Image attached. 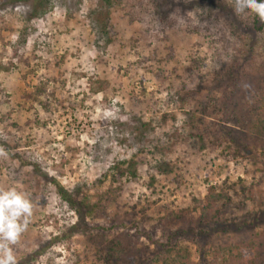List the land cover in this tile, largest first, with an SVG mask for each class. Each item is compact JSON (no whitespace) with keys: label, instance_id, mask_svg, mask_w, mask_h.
Segmentation results:
<instances>
[{"label":"rangeland","instance_id":"rangeland-1","mask_svg":"<svg viewBox=\"0 0 264 264\" xmlns=\"http://www.w3.org/2000/svg\"><path fill=\"white\" fill-rule=\"evenodd\" d=\"M152 1L122 0L107 14L96 0H49L27 21L29 2L0 0V190L32 204L10 245L16 263L37 251L27 264H106L119 240L122 264H151L158 249L145 234L193 228L208 198L220 195L236 224L264 208V133L244 125L264 98V21L238 14L235 0H182L198 5L163 20ZM39 80L53 92L48 111L23 98ZM205 128L232 149L202 143ZM124 160L136 178L111 183ZM55 183L78 201L111 193L76 225ZM209 243L204 253L184 242L186 264H221L223 253L245 264L237 250L248 245L247 264H264V222L230 225Z\"/></svg>","mask_w":264,"mask_h":264},{"label":"trees","instance_id":"trees-1","mask_svg":"<svg viewBox=\"0 0 264 264\" xmlns=\"http://www.w3.org/2000/svg\"><path fill=\"white\" fill-rule=\"evenodd\" d=\"M29 2L32 6V13L27 18L29 21L31 18H37L38 16L45 15L47 13L46 4L50 3L49 0H13V2ZM154 6L155 12L160 19H167V14L172 10L178 8L181 10H193L194 5L197 6V3L184 2L182 0H154L151 2ZM122 0H96V11H101L104 8L106 13H112L115 8L120 7ZM192 5V6H190ZM26 31V28L23 30ZM1 39V38H0ZM8 66H5L0 62V72L8 71ZM224 78L232 79V72H224ZM53 96V92L47 90V85L39 80L37 84L32 86V90L25 91L23 93V98L26 103H37L42 107L43 111H48L49 98ZM41 97H44V101H41ZM263 99V100H262ZM262 105L258 106L261 113H254V109L251 112V118L244 121V125L247 124V130L251 133L261 135L264 133V98L262 97ZM260 104V103H259ZM253 115V116H252ZM195 120V119H194ZM198 123H201L202 120L199 118L196 119ZM195 122V121H193ZM199 135V140L204 143L205 139H211L215 143H220L222 147L231 148L230 140L227 138L228 135L224 137L221 132L215 131L210 132L209 129H203ZM232 149V148H231ZM111 183H119L123 177H128L130 179L136 178V163L133 161H119L113 165L111 168ZM107 177L106 174L103 175ZM56 191L59 197L68 204L70 209H72L77 215L76 225L85 221L87 218H92L95 213L98 211H104L102 209V201H108L107 197L110 195L111 191H106L105 193L99 196L98 201L91 202L89 198H85L82 201L77 200V194L67 192L59 184L55 183ZM220 195H217L213 200L208 198L206 204L201 207L200 215L198 216L195 225L193 228L190 226L188 228H179L174 231H163L161 234H145L147 241L158 249V252L154 256L152 263L160 264H186V261L189 257L188 247L183 245V243H192L195 244L196 249L199 251L210 252L211 244L209 241L215 236L219 237L221 234H224L226 229L230 225H237V227H247V228H257L259 224L264 222V218H261L260 215L264 213V208H260V212H254L248 214L244 219L240 220L238 224L234 221L227 219L223 212V204H215L216 201H219ZM218 198V200H217ZM226 203L230 202V198L226 197ZM264 205V204H263ZM210 212L212 214H210ZM174 217H180L179 215H174ZM193 225V224H189ZM114 230L118 231L116 225L111 226ZM203 241V243H200ZM114 244L109 247L107 257H104L106 264H122L121 256L123 254L122 244L119 240H115ZM237 257L239 261L247 264L250 262L254 256L252 253V248L250 245L237 250ZM37 255V251L33 252L26 258L18 261L16 264H27L30 259H33ZM228 254H221V264H227L230 262L228 259Z\"/></svg>","mask_w":264,"mask_h":264},{"label":"clouds","instance_id":"clouds-1","mask_svg":"<svg viewBox=\"0 0 264 264\" xmlns=\"http://www.w3.org/2000/svg\"><path fill=\"white\" fill-rule=\"evenodd\" d=\"M235 11H251L264 21V0H235ZM31 215L32 204L25 195L15 189L0 190V264H16L10 245L17 242Z\"/></svg>","mask_w":264,"mask_h":264}]
</instances>
